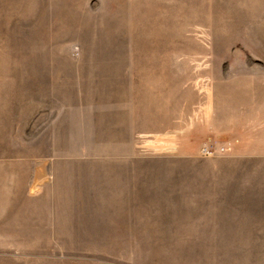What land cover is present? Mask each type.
Segmentation results:
<instances>
[{"label":"rangeland","instance_id":"rangeland-1","mask_svg":"<svg viewBox=\"0 0 264 264\" xmlns=\"http://www.w3.org/2000/svg\"><path fill=\"white\" fill-rule=\"evenodd\" d=\"M0 264H264V0H0Z\"/></svg>","mask_w":264,"mask_h":264},{"label":"built area","instance_id":"built-area-1","mask_svg":"<svg viewBox=\"0 0 264 264\" xmlns=\"http://www.w3.org/2000/svg\"><path fill=\"white\" fill-rule=\"evenodd\" d=\"M209 147H203L202 153L203 154H208L209 153Z\"/></svg>","mask_w":264,"mask_h":264}]
</instances>
